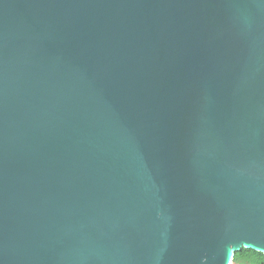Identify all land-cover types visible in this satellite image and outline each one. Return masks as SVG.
<instances>
[{"label": "water", "instance_id": "95a60500", "mask_svg": "<svg viewBox=\"0 0 264 264\" xmlns=\"http://www.w3.org/2000/svg\"><path fill=\"white\" fill-rule=\"evenodd\" d=\"M264 253V0H0V264Z\"/></svg>", "mask_w": 264, "mask_h": 264}, {"label": "trees", "instance_id": "16d2710c", "mask_svg": "<svg viewBox=\"0 0 264 264\" xmlns=\"http://www.w3.org/2000/svg\"><path fill=\"white\" fill-rule=\"evenodd\" d=\"M231 264H264V253L242 248L234 253Z\"/></svg>", "mask_w": 264, "mask_h": 264}]
</instances>
